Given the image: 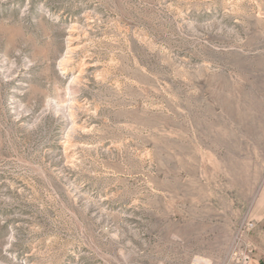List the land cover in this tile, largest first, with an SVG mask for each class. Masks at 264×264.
Wrapping results in <instances>:
<instances>
[{
  "label": "rangeland",
  "instance_id": "obj_1",
  "mask_svg": "<svg viewBox=\"0 0 264 264\" xmlns=\"http://www.w3.org/2000/svg\"><path fill=\"white\" fill-rule=\"evenodd\" d=\"M246 246L264 261V0H0V264Z\"/></svg>",
  "mask_w": 264,
  "mask_h": 264
},
{
  "label": "built area",
  "instance_id": "obj_2",
  "mask_svg": "<svg viewBox=\"0 0 264 264\" xmlns=\"http://www.w3.org/2000/svg\"><path fill=\"white\" fill-rule=\"evenodd\" d=\"M254 260V248L250 246L235 247L230 254L228 264H252ZM255 264H264V261L258 260Z\"/></svg>",
  "mask_w": 264,
  "mask_h": 264
},
{
  "label": "crops",
  "instance_id": "obj_3",
  "mask_svg": "<svg viewBox=\"0 0 264 264\" xmlns=\"http://www.w3.org/2000/svg\"><path fill=\"white\" fill-rule=\"evenodd\" d=\"M256 261H257V260H254V261L252 262V264H255V263H256Z\"/></svg>",
  "mask_w": 264,
  "mask_h": 264
}]
</instances>
